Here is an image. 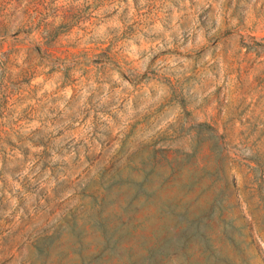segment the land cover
<instances>
[{
    "label": "rangeland",
    "instance_id": "1",
    "mask_svg": "<svg viewBox=\"0 0 264 264\" xmlns=\"http://www.w3.org/2000/svg\"><path fill=\"white\" fill-rule=\"evenodd\" d=\"M33 261L264 264V0H0V264Z\"/></svg>",
    "mask_w": 264,
    "mask_h": 264
},
{
    "label": "trees",
    "instance_id": "2",
    "mask_svg": "<svg viewBox=\"0 0 264 264\" xmlns=\"http://www.w3.org/2000/svg\"><path fill=\"white\" fill-rule=\"evenodd\" d=\"M48 239L49 238H44V239H42V240L39 241L38 246H37V249L39 250L40 253L43 252V250L46 249V245H47L46 244V240H48ZM30 264H35V263L33 261Z\"/></svg>",
    "mask_w": 264,
    "mask_h": 264
}]
</instances>
